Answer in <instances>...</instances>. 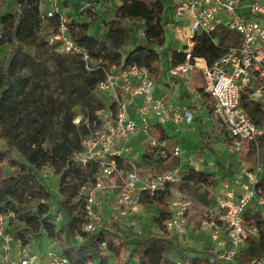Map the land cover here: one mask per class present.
<instances>
[{"label": "built area", "instance_id": "obj_1", "mask_svg": "<svg viewBox=\"0 0 264 264\" xmlns=\"http://www.w3.org/2000/svg\"><path fill=\"white\" fill-rule=\"evenodd\" d=\"M117 1L120 6L122 0ZM164 1L170 4L171 14L164 25L165 44L158 48V52L169 47L173 52L185 55L184 63L168 67L164 81L166 87L171 94L180 88L181 97L183 83L178 78L190 79L198 72L202 91L196 90L191 100L170 103L167 95H156L160 87L147 68L132 65L105 70L104 78L96 86L97 95L106 99L105 108L97 113V121L93 123L95 130L83 141V151L76 155V161L83 166L99 164L93 186L84 187L81 192L85 201V220L77 237L82 243L84 235H94L126 223L141 207L142 193L150 196L167 193L171 196L172 217L164 223L165 230L179 244L194 248L189 235L196 227L188 215L196 203L178 188L182 182L181 170L147 176L140 161L127 165L124 157L132 155V145H136L134 141L140 132H143L147 146L156 149L154 157L166 155L169 144L152 136L151 127L171 124L177 131L184 126L191 127L198 118L199 109H205L202 102L206 95L213 103L211 111L205 110L209 121L217 123L215 133L225 136L224 145L229 151L243 154L244 158L239 160L232 174L218 178V206L203 208L205 218L195 234L200 241L198 245L193 244L200 251L204 248L211 250L208 260L212 264H241L240 258L248 241L260 238V227L253 219L248 222L247 214H259L264 221V184L261 183L264 176L261 155V143L264 142V0ZM105 5L109 8V4L98 7L92 0H79V17L85 16L88 22L98 17L101 28L106 30L103 20L107 21L109 17ZM63 6L64 0L40 2L44 22L54 18L60 21L50 44H55L64 54L79 56L89 70L88 63L92 59L85 49L72 41ZM219 27L238 33L241 44L210 65L206 59L194 57L193 49L200 35L211 36ZM168 30L172 32L170 36L174 44H168ZM136 34L141 40L146 38L142 27ZM244 93L252 104L258 105L262 116L260 123H256L249 111L242 107ZM106 105L110 107L108 111ZM171 154L181 157L182 149L175 146ZM141 155L137 153L135 158L139 159ZM184 164L188 168L194 165L192 160ZM207 170L214 171L203 169ZM50 174L44 170L45 182ZM111 194H114L112 200ZM251 204V212H247ZM28 248L14 243L13 236L7 232L5 219L0 216V264H72L57 247L56 252H47L44 256H38ZM100 251L108 260L99 259L88 264H113L107 243L100 246ZM171 261L193 264L190 258ZM246 264H264V253Z\"/></svg>", "mask_w": 264, "mask_h": 264}, {"label": "trees", "instance_id": "obj_2", "mask_svg": "<svg viewBox=\"0 0 264 264\" xmlns=\"http://www.w3.org/2000/svg\"><path fill=\"white\" fill-rule=\"evenodd\" d=\"M3 1L12 2L14 8L0 17V48L7 49L9 53L0 65V143L4 146L0 150V216L8 220L7 232L13 236L14 243L28 247L31 236L39 240L45 235L58 244L61 254L72 264H88L99 259L106 262L108 258L102 257L100 251L103 243H107L111 253L109 259L113 264H175L171 258L182 256L186 259L190 258L189 254L197 256L192 257L193 264H212L208 260L210 249L204 248L198 252L189 247L183 250L168 237L164 223L171 219L172 211L171 196L167 193L154 196L142 193L140 196L141 206L160 210L153 221L163 231V236L146 238L130 247L119 232H112L117 228L114 225L110 230L84 235L85 241L82 243L74 241L85 220V201L81 198V192L84 187L93 186L99 172V164L83 166L76 161V155L83 151V141L95 130L93 123L97 121V113L105 108V102H100L96 95V86L104 78L105 70L138 65L147 68L152 79L161 84L167 77L169 66L175 67L185 62V55L173 52L169 47L158 52V48L165 44L164 25L168 20L165 1L122 0L115 9L114 18L103 20L106 30L101 39L93 35L88 21L75 20L68 24L72 41L87 51L92 62L88 63V70L86 63L80 60L75 102L67 108L55 127L52 125V114L56 107L48 93L49 87H40L32 77L38 67L46 69L40 53L48 45L40 32L44 23L40 13L41 0ZM50 21L60 24L59 18ZM141 27L146 34L143 40L136 34ZM240 44L241 36L238 33L219 27L211 36L202 34L197 38L193 56L204 58L211 65ZM57 58L62 60L64 57L58 55ZM58 68L60 79L65 74L61 62H58ZM39 78L45 81L46 75L41 74ZM178 79L185 88L181 91L182 99L191 100L196 90L202 91L198 72L190 79ZM205 98L208 96L205 95ZM241 105L256 123L261 122L258 105L252 104L245 93ZM75 106L89 109V112L85 110V116L78 126L73 123ZM24 117L26 123L22 128ZM150 133L159 142L168 143L169 150L166 155L154 157L156 149L147 146L139 158L142 171L147 176H155L181 170L182 182L178 188L189 196L193 193L203 203L199 205L190 196L198 204V209L209 207L206 202L210 201V189L220 182L216 173L185 167L181 157H173L171 151L176 144L163 125L152 126ZM200 136V151L211 150L213 135L202 132ZM58 139L60 141L56 143ZM261 145L264 148V142ZM14 151L18 157L14 156ZM44 170L59 180V195L63 199H58L48 188L42 177ZM232 173L225 172L223 178ZM261 183L264 184V176ZM202 188L204 191L200 192ZM54 202L57 213L63 214L65 219L61 226L53 223L55 216L51 203ZM188 216L191 217L190 214ZM246 219L248 222L255 220L260 227V238L248 241L240 258L241 264L264 253L263 218L259 214L251 216L248 213ZM195 223L197 227L200 226L199 221Z\"/></svg>", "mask_w": 264, "mask_h": 264}, {"label": "rangeland", "instance_id": "obj_3", "mask_svg": "<svg viewBox=\"0 0 264 264\" xmlns=\"http://www.w3.org/2000/svg\"><path fill=\"white\" fill-rule=\"evenodd\" d=\"M92 1H94V3L97 4L98 7L99 6L102 7L104 4L107 5L109 4V8L105 5L106 7L105 9L108 8L107 15L109 19L114 18L115 9L118 3L117 0H92ZM78 5H79V0H64L63 13L67 17L68 24L75 20L86 21L85 16L79 18ZM13 8L14 5L12 2L6 3L3 0H0V17L11 12ZM170 8H171L170 4L166 3V9L168 10L167 16L168 15L170 16L171 14ZM56 30H57V25L51 22L50 20H47L46 22L43 23L40 32L44 37L45 41L48 43V45L45 49H42L40 53L44 59L43 63L46 69H43L42 67H38L37 70L32 74L34 82L39 83L40 87L42 88L46 86L49 87L48 93L52 96L53 103L56 107L52 114V125L54 127L56 126L57 123L60 122L61 117L65 114L67 108L71 107V104L75 102L74 94L78 87V81L80 80V77L78 76V69L80 67L79 62L81 60V58L77 55L64 56V53L55 44L54 45L50 44V40L53 37V35H55ZM90 30L94 32L93 35L97 36L99 39H101L102 36L104 35L105 30L101 28L98 17L91 19ZM167 33H168V44L169 43L174 44L170 36L172 33L171 30H168ZM0 35H1V28H0ZM8 55L9 53L7 49L0 48V65L8 57ZM58 55L64 58L62 60H58L57 58ZM58 62H61L63 64L65 71L63 78L60 79H58V72L60 71V69L58 68ZM41 74L46 75L45 81H42L41 78H39ZM157 86H159L160 88L157 89L156 95L158 94L162 96L167 95L168 101L170 103H176V100L180 98V88L176 89L178 90V95H177L176 93L171 94V92L166 87L165 82L158 84ZM184 90H185L184 86L181 87V91L183 92ZM97 97L99 98L98 100L100 102L106 103L105 97H101L99 95H97ZM92 103L94 102L92 101ZM202 104L203 107L205 109H208L209 111L213 109V103L209 98L206 99L204 97V102H202ZM109 108L110 107L106 105L107 111L109 110ZM73 109L75 111V117L73 123L76 126H78L80 120H82L85 116L84 114L85 110L89 112V109L87 107L82 109L81 106H75ZM205 109L203 108L199 109L198 112L199 121L197 122L195 120L191 127L184 126L181 130L177 131L175 127L171 124L164 125L169 135L173 139L174 144H176V146H179L182 149V155H181L182 163L189 162L190 160H192L195 166L200 170L202 169L219 170V174H222L223 172L222 167H226V166H231L232 170H236L239 160L244 158V155L238 153H232L231 151H229L224 145L225 136L223 135L220 136L217 133H214L213 136L214 144L212 146V149L199 152V148L202 145L200 135L202 131L204 132L208 128L207 125L209 122V115ZM25 123L26 120L24 117L22 118V125H21L22 128L23 126H25ZM212 124L214 127L212 130H215L217 128L216 127L217 123L213 122ZM143 135H144L143 132H140L138 135V139L134 141L136 145L139 146H133L131 143L133 149L132 155L130 157L126 155L124 157L125 163L127 165H129L131 162H139L140 159L135 158V155L137 153L141 154L142 152L143 154L145 152L147 147V140H144ZM216 137H218L219 139L217 140ZM186 140L189 141V145H187ZM59 141L60 139H58L56 143H58ZM140 147L142 148V150H140ZM2 149H4V146L0 143V150ZM263 151L264 148H262L261 151V155L264 161ZM195 155H197V157H194ZM14 156L18 157V153L16 151H14ZM185 167H187V165H185ZM47 185L49 189H52L53 193L57 196L58 199H63L59 195L60 193L59 180L56 177L51 175V177H49L48 179ZM203 191H204L203 188L200 189V192ZM190 196L194 197L199 205L203 204L201 201H199L197 197L193 196V193H191ZM209 200H210L209 202H206L208 206L212 207L215 201H216L215 207L218 206L214 189H210ZM51 207H52L53 215L55 216V218L53 219V223H55L58 226H61L65 221L63 214L57 213L55 202L51 203ZM252 207L253 204H251L247 208V212H251ZM78 211L79 210H77L76 212ZM159 213L160 210L157 208H153V207L148 208L142 205L141 207L138 208L136 214L133 217H131L126 223L116 225L117 226L116 230L113 229L112 232L113 233L119 232L122 238L129 243L130 247H133L135 242L146 238L161 237L163 236L161 234L162 233L161 229L158 228L153 221V218L155 216H158ZM199 217H200V211L199 209H197V206H195L192 209L190 221L191 224H193L196 227V230L194 231V233H192L193 235L192 242L197 243L196 245H198V242L200 241V239L195 235L197 229L200 228V226L197 227L195 223L196 221H200ZM5 222L8 224V220H5ZM168 237L176 245L182 246L184 248L183 250L189 248L186 245L179 244L177 239L173 240L171 236ZM30 239H31V244L28 250L32 251L38 256H44L47 252H51V253L56 252L57 249L55 247H57L59 253H61L58 244L51 242L45 235H43V237L39 240L38 239L34 240L35 238L33 236H31ZM74 241L77 243L80 242L78 237H75ZM52 243H54L56 246L54 247ZM193 243L191 245H193L194 248H190V249L199 252L200 249L198 248V246L194 245ZM189 256L193 263L194 260L192 257H197V256H195V254L192 255L189 254ZM178 258H183V257L179 256Z\"/></svg>", "mask_w": 264, "mask_h": 264}, {"label": "crops", "instance_id": "obj_4", "mask_svg": "<svg viewBox=\"0 0 264 264\" xmlns=\"http://www.w3.org/2000/svg\"><path fill=\"white\" fill-rule=\"evenodd\" d=\"M80 18V17H79ZM94 33V32H93ZM177 95H178V92L176 93ZM183 101H185L184 99H182L181 97L180 98H178L177 100H176V103H181V102H183ZM197 122L199 121V117L197 118V120H196ZM213 122L212 121H209L208 122V125H207V129L204 131V132H207L208 134H211V135H213L214 136V133H215V130H212L214 127H213V124H212ZM168 132V131H167ZM203 132V131H202ZM217 132V131H216ZM169 134V133H168ZM218 135H221V134H219V133H217ZM222 136V135H221ZM186 143H187V145H189V141L188 140H186ZM133 146H139V145H133ZM139 149V148H138ZM140 150H142V148L140 147ZM199 152H201L200 151V148H199ZM142 153V152H141ZM185 165V164H184ZM192 167H194V168H197L196 166H195V164L192 166ZM202 171H203V169H202ZM208 171V170H207ZM235 170H232L231 169V166H226V167H224V169H223V172H222V174H219V170H214V171H208L209 173H216V177H217V180H218V178H223L224 177V173L226 172H234ZM217 187H215L214 188V191H215V197H216V192H217ZM113 197H114V194H111L110 195V199L112 200L113 199ZM216 206V201L214 202V205L212 206V207H210V208H214ZM203 208H208V207H202V208H199V211H200V217H199V222L201 223V220L203 219V218H205L204 217V210H203ZM198 209V208H197ZM191 213H192V211L190 212V216H191ZM191 218V217H190ZM201 218V219H200ZM192 233H190V235H189V237L192 239ZM172 259H174V258H171V260ZM177 259H182V258H177ZM176 259V260H177Z\"/></svg>", "mask_w": 264, "mask_h": 264}]
</instances>
